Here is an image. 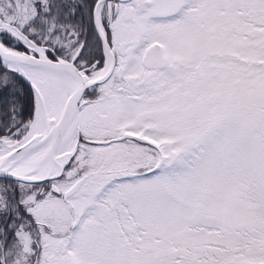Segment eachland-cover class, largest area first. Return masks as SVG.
<instances>
[{"label": "snow or ice", "instance_id": "1", "mask_svg": "<svg viewBox=\"0 0 264 264\" xmlns=\"http://www.w3.org/2000/svg\"><path fill=\"white\" fill-rule=\"evenodd\" d=\"M0 264H264V0H0Z\"/></svg>", "mask_w": 264, "mask_h": 264}]
</instances>
